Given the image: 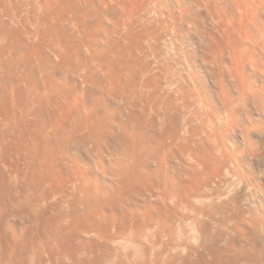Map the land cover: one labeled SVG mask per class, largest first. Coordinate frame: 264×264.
<instances>
[{"label": "rangeland", "instance_id": "rangeland-1", "mask_svg": "<svg viewBox=\"0 0 264 264\" xmlns=\"http://www.w3.org/2000/svg\"><path fill=\"white\" fill-rule=\"evenodd\" d=\"M0 1V264H264L222 234L233 172L198 199L207 141L166 50L96 32L99 0Z\"/></svg>", "mask_w": 264, "mask_h": 264}, {"label": "bare ground", "instance_id": "bare-ground-1", "mask_svg": "<svg viewBox=\"0 0 264 264\" xmlns=\"http://www.w3.org/2000/svg\"><path fill=\"white\" fill-rule=\"evenodd\" d=\"M99 3L100 8L96 9L90 19L96 20V28L92 26L95 30L106 35L118 33L116 35L120 37H116L119 39L122 37L123 40L130 36V39L135 41L134 46L148 52L149 57L153 58L157 65L164 64L166 59L164 54H167L169 60L165 61L166 64L182 68L183 73L180 70L182 75L175 79L178 95L190 107L191 105L199 107L195 108L196 111L199 110L195 113L201 121L202 131L205 133L204 140L207 141L202 155L198 152L200 155L193 159L196 165L198 199L203 201L201 191L208 186L211 189L215 178L218 176L220 178L222 172H233L232 183H229L230 186L227 185L228 190L220 195L215 193L221 202L217 218L222 226V234L233 241L241 240V248L238 249L241 254L246 253L247 249H251L253 253L257 251L263 254L264 0H99ZM162 49L166 50L164 54ZM122 60L124 62V59ZM58 93L61 94L59 91ZM214 185L216 184H213V187ZM212 194L214 192L210 196ZM204 239V231L199 226L197 240L202 244Z\"/></svg>", "mask_w": 264, "mask_h": 264}]
</instances>
